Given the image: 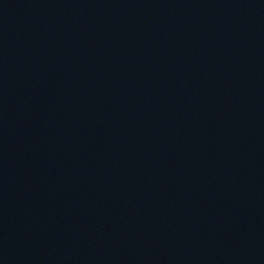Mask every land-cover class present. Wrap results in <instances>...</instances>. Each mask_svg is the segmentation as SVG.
Instances as JSON below:
<instances>
[{
    "label": "water",
    "instance_id": "obj_1",
    "mask_svg": "<svg viewBox=\"0 0 264 264\" xmlns=\"http://www.w3.org/2000/svg\"><path fill=\"white\" fill-rule=\"evenodd\" d=\"M0 264H264V0H0Z\"/></svg>",
    "mask_w": 264,
    "mask_h": 264
}]
</instances>
